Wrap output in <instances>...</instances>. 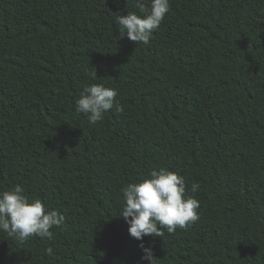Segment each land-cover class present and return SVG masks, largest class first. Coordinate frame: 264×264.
Masks as SVG:
<instances>
[{"label": "trees", "instance_id": "16d2710c", "mask_svg": "<svg viewBox=\"0 0 264 264\" xmlns=\"http://www.w3.org/2000/svg\"><path fill=\"white\" fill-rule=\"evenodd\" d=\"M169 3L135 45L117 29L135 0H0V191L65 217L52 239L0 231V264H147L141 244L157 264H264V0ZM92 84L123 111L78 114ZM162 168L199 219L138 241L121 189Z\"/></svg>", "mask_w": 264, "mask_h": 264}, {"label": "clouds", "instance_id": "9594fccd", "mask_svg": "<svg viewBox=\"0 0 264 264\" xmlns=\"http://www.w3.org/2000/svg\"><path fill=\"white\" fill-rule=\"evenodd\" d=\"M141 13L129 12L117 17V28L122 37L130 41L147 45L155 30L159 28L170 11L169 0H135ZM90 79H97L96 70L86 72ZM117 90L103 84L84 87L75 101V111L84 114L88 122L96 124L103 119L105 112L115 106L116 112L123 107L116 101ZM200 190L199 183H193L191 192ZM123 207L120 212L129 225L128 232L132 238L140 241L145 236L160 237L166 229L174 233L177 228L185 229L195 223L199 216L200 203L193 196H186L183 176L171 171L152 170L149 177L140 183H130L121 189ZM65 217L55 210L46 211L40 199L29 200L21 185L17 184L7 191H0V231L8 237L24 242L30 237L53 238L50 229L63 224ZM147 264H157L151 248L141 244ZM47 253L52 254V248Z\"/></svg>", "mask_w": 264, "mask_h": 264}]
</instances>
